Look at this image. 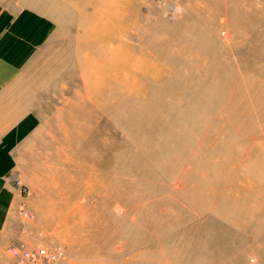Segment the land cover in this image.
Returning a JSON list of instances; mask_svg holds the SVG:
<instances>
[{"label": "rangeland", "instance_id": "1", "mask_svg": "<svg viewBox=\"0 0 264 264\" xmlns=\"http://www.w3.org/2000/svg\"><path fill=\"white\" fill-rule=\"evenodd\" d=\"M85 1L0 0L47 33L0 264H264V0L125 2L112 65Z\"/></svg>", "mask_w": 264, "mask_h": 264}, {"label": "crops", "instance_id": "2", "mask_svg": "<svg viewBox=\"0 0 264 264\" xmlns=\"http://www.w3.org/2000/svg\"><path fill=\"white\" fill-rule=\"evenodd\" d=\"M42 19L32 9H9L0 2V228L10 206L4 189L13 162L10 154L25 138L32 120V102L22 79L35 50L47 36Z\"/></svg>", "mask_w": 264, "mask_h": 264}, {"label": "bare ground", "instance_id": "3", "mask_svg": "<svg viewBox=\"0 0 264 264\" xmlns=\"http://www.w3.org/2000/svg\"><path fill=\"white\" fill-rule=\"evenodd\" d=\"M129 1L130 0H86L82 3L83 7L89 6L93 8V15H90L85 21V25L89 27V38L87 35H84L81 36V39L84 38L85 41H96V43L100 44L93 48L94 53L100 58V60L106 61L110 65H112V60L115 55L114 47L111 44V42L114 41L115 36L113 37L111 34L110 24L113 23V18H123L122 16H124V14L121 10L122 6L125 2L128 3ZM149 34L151 36L150 40L152 41L153 32H149ZM137 56H139V54ZM189 56L194 58V55L191 53ZM149 70L150 69H148V71ZM126 90L127 89H124L123 87L119 89L120 93L124 95L127 94Z\"/></svg>", "mask_w": 264, "mask_h": 264}, {"label": "built area", "instance_id": "4", "mask_svg": "<svg viewBox=\"0 0 264 264\" xmlns=\"http://www.w3.org/2000/svg\"><path fill=\"white\" fill-rule=\"evenodd\" d=\"M12 250V255L16 261L15 264H27L33 262L36 258L48 257V253L44 249H39L35 253Z\"/></svg>", "mask_w": 264, "mask_h": 264}]
</instances>
